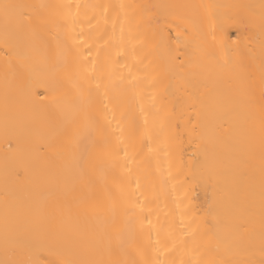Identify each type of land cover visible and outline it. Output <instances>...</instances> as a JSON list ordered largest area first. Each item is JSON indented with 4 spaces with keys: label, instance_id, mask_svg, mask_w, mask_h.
<instances>
[{
    "label": "bare ground",
    "instance_id": "obj_1",
    "mask_svg": "<svg viewBox=\"0 0 264 264\" xmlns=\"http://www.w3.org/2000/svg\"><path fill=\"white\" fill-rule=\"evenodd\" d=\"M262 2L0 0L60 19L41 25L34 12L31 25L6 31L0 13V259L6 241L36 250L41 264L108 260L109 245L126 264L227 258L223 230L211 254L186 233L210 227V205L227 217L245 201L258 249ZM72 121L106 146L83 176L53 133ZM204 151L222 169L218 183L191 167ZM105 185L127 194L115 209Z\"/></svg>",
    "mask_w": 264,
    "mask_h": 264
},
{
    "label": "snow or ice",
    "instance_id": "obj_2",
    "mask_svg": "<svg viewBox=\"0 0 264 264\" xmlns=\"http://www.w3.org/2000/svg\"><path fill=\"white\" fill-rule=\"evenodd\" d=\"M59 6L54 5H39V9L45 10L55 8ZM67 7H71L70 5ZM79 7V5H77ZM211 7V6H209ZM37 6L29 4H17V3H4L0 5V13L5 23V30L9 28L13 23H22L24 20L31 25L33 23V13L35 12L36 22L41 25L51 24L54 27H59L60 19L57 15L36 11ZM260 23L262 29V36H264V2L261 4ZM262 49H264V40H262ZM242 62L237 61L235 64V70H239L242 67ZM261 73L262 82H264V58L261 60ZM95 72V68L93 69ZM91 77L84 75L85 80H89ZM264 98V93H262ZM260 213H261V231H260V243L257 249L254 241L249 236L248 221L246 218H250L253 213V207L250 202L237 205L234 214H230L227 217L221 213L214 211L210 205L206 212L205 222L207 223V217L211 218L210 227L203 232H200L199 238L197 237V230H193L192 233H186L191 236V243L194 250L201 252L215 253L219 251V243L216 246L210 247L208 242L216 238L218 240L219 234L223 230L228 238L233 241L231 249H228V257L212 255L210 259L200 261L197 260L195 264H264V105L260 109ZM84 120L89 119L88 114H84ZM195 131V127L193 128ZM54 135L62 137L63 146L71 156L75 166L81 170L83 176L87 171L92 169L99 156L106 151V146H102L101 142L94 136V130L89 128L87 123L81 125L76 121L70 122L59 129L53 130ZM198 150L200 145H197ZM248 156L253 153V143L250 139L246 149L243 150ZM204 159L194 158L191 162V167L197 171L203 170L202 175H205L208 181L215 183L219 182V178L222 176L221 168H209L207 152H203ZM239 164L246 166L247 161L240 159ZM195 175V173H194ZM239 175L244 178L243 167L239 170ZM103 196L107 197L111 203L112 208L115 209L120 201L126 197V193L122 189L113 191L108 188L107 185L103 188ZM215 199V192L213 193ZM7 227V223H6ZM207 237V241L205 240ZM50 251H52L50 249ZM109 259H80V258H62L58 261H48L46 264H126L118 258H112L114 256V250L109 245L107 249ZM257 252L260 259H256ZM0 264H41L40 257L36 250L24 245H16L14 247L5 246V258L0 259ZM135 264V262H133ZM145 264H148L145 261ZM156 264H163L162 261H157ZM185 264V262H181Z\"/></svg>",
    "mask_w": 264,
    "mask_h": 264
}]
</instances>
